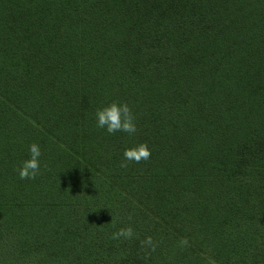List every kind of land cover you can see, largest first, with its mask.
Returning a JSON list of instances; mask_svg holds the SVG:
<instances>
[{"label":"trees","instance_id":"16d2710c","mask_svg":"<svg viewBox=\"0 0 264 264\" xmlns=\"http://www.w3.org/2000/svg\"><path fill=\"white\" fill-rule=\"evenodd\" d=\"M0 264H264V0H0Z\"/></svg>","mask_w":264,"mask_h":264},{"label":"clouds","instance_id":"9594fccd","mask_svg":"<svg viewBox=\"0 0 264 264\" xmlns=\"http://www.w3.org/2000/svg\"><path fill=\"white\" fill-rule=\"evenodd\" d=\"M95 127L102 129L108 135L115 133H124L128 136H133L136 131L135 119L131 108L125 102L112 101L98 107L94 111ZM27 158L19 162L15 171L19 179L32 180L39 175L41 170V148L38 143H30L27 146ZM150 151L146 143H140L134 147H126L123 151L124 161L139 162L141 159H148ZM125 164L121 163V167ZM129 239L133 237V229L129 227H123L117 229L111 234L112 239ZM151 237L145 238V243L151 244Z\"/></svg>","mask_w":264,"mask_h":264}]
</instances>
